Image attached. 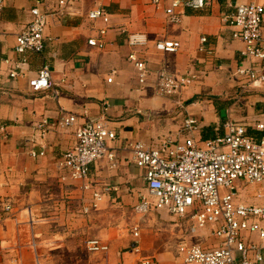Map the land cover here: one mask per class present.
<instances>
[{
  "label": "crops",
  "instance_id": "0c3cea01",
  "mask_svg": "<svg viewBox=\"0 0 264 264\" xmlns=\"http://www.w3.org/2000/svg\"><path fill=\"white\" fill-rule=\"evenodd\" d=\"M71 2L67 9L73 14L64 15L55 12L59 10L55 0H5L0 9V264H139L141 256L154 257L160 264H186L180 244L213 248L218 241L212 228L192 234L187 221L181 224L166 212H135L146 187L144 170L135 163L129 144L181 139L188 117L200 121L197 138L223 135L228 119L246 124L254 137L264 136L256 129L264 121V85L245 91L235 80L237 66L244 63L240 53L245 44L233 37L234 28L227 21L237 5H264V0H213L204 9L183 10L179 23L169 19L167 3L157 7L151 0ZM38 4L52 12L46 50L29 53L20 75L11 79L10 70L22 58L15 52L16 37ZM100 6L112 18L104 49L88 43L105 27L88 17ZM129 34L145 35L147 43L133 47ZM202 37H207L204 44ZM161 39L180 41L182 47L175 53L158 51L155 45ZM133 51L154 70L163 67L198 78L180 95L160 96L153 87L143 89L128 60ZM45 64L52 70L54 86L34 91L29 79ZM66 114L78 115L73 128L58 126ZM87 117L106 120L118 134L109 144L117 165L99 161L90 176L95 189H113L104 193L99 209L88 214L83 207L91 201L92 191H82L80 182L63 181L57 167L61 155L76 144V132ZM44 120L49 128L43 137L38 125ZM34 148L46 154L34 158ZM243 187L241 199L256 201L257 187L252 186L253 191ZM7 206L12 209L5 211ZM133 226L140 227L141 256L130 250ZM93 238L108 243L110 250L90 252L86 240ZM246 238L264 246L256 234L246 233Z\"/></svg>",
  "mask_w": 264,
  "mask_h": 264
},
{
  "label": "built area",
  "instance_id": "2783aa9c",
  "mask_svg": "<svg viewBox=\"0 0 264 264\" xmlns=\"http://www.w3.org/2000/svg\"><path fill=\"white\" fill-rule=\"evenodd\" d=\"M60 15L73 14L69 9L72 0H55ZM213 0H151L159 7L167 3L166 14L172 22L179 23L185 9H204ZM5 0H0V9ZM68 8V9H67ZM70 11V12H68ZM32 19L16 37L15 52L22 58L9 72L16 79L22 66L28 63L29 53H43L46 50L49 18L52 12L39 4L31 9ZM94 22H102L105 27L98 29L99 35L89 39L91 46L104 49L106 36L111 23V14L102 6L89 12ZM233 26V37L241 39L245 47L241 51L244 63H240L234 73L235 80L245 91L255 85H264V5L245 3L237 5L236 11L227 17ZM128 42L133 47L147 43L145 35L129 34ZM207 37L201 38V44ZM156 49L164 53H175L182 47L180 41L161 39ZM138 72V82L143 89L153 87L160 96L180 95L181 91L193 83L195 74L178 75L161 67L154 70L148 61L137 51L128 55ZM11 63L10 59L6 60ZM52 70L45 64L37 75L29 79L34 91L51 89L54 86ZM112 81V78L109 79ZM59 92H55L58 96ZM78 121L77 114H66L58 122L62 129L73 128ZM44 137L48 133L49 122L38 125ZM201 128L200 121L188 117L183 129L189 135L182 139L165 137L154 144L141 141L129 144L134 153L135 163L144 170L146 193L140 195L134 210L139 215L152 212H166L181 221H187L189 232L195 234L199 229L212 228L218 244L213 248L187 241L179 246V253L186 264H264V246L246 238V233L258 235L264 241V136L254 137L248 126L233 119L224 124L225 133L214 138H197L194 134ZM264 131V121L256 125ZM117 131L109 122L87 117L76 132V144L66 150L58 160L57 167L62 172V180L68 179L82 183V191H92L91 201L83 207L88 214L98 210L105 192L95 189L90 182L91 167L105 159L117 165V155L109 144L117 139ZM45 150L31 151L34 158L44 156ZM242 186L257 187L254 197L260 203L241 199ZM243 187V188H244ZM7 206L5 211H10ZM133 242L130 250L141 256V231L132 227ZM90 252L107 253L110 245L97 238L86 240ZM139 264H160L154 257L141 256Z\"/></svg>",
  "mask_w": 264,
  "mask_h": 264
},
{
  "label": "rangeland",
  "instance_id": "374dc122",
  "mask_svg": "<svg viewBox=\"0 0 264 264\" xmlns=\"http://www.w3.org/2000/svg\"><path fill=\"white\" fill-rule=\"evenodd\" d=\"M188 135H189V132H186V133H184V135L182 136V138H185V137L188 136ZM194 135H195V134H194ZM182 138H181V139H182ZM253 189H254V187L251 186V187H249L248 189H246V191H247V190H251V191H253ZM246 196H247L246 194L243 195L244 198H245ZM251 198H252V197H249L248 200H251ZM161 213H163V212H161ZM178 222H180L181 224H183V221H181L180 219H178ZM156 231H159V230L156 229Z\"/></svg>",
  "mask_w": 264,
  "mask_h": 264
},
{
  "label": "trees",
  "instance_id": "16d2710c",
  "mask_svg": "<svg viewBox=\"0 0 264 264\" xmlns=\"http://www.w3.org/2000/svg\"><path fill=\"white\" fill-rule=\"evenodd\" d=\"M204 139V138H203ZM208 139V138H207Z\"/></svg>",
  "mask_w": 264,
  "mask_h": 264
}]
</instances>
